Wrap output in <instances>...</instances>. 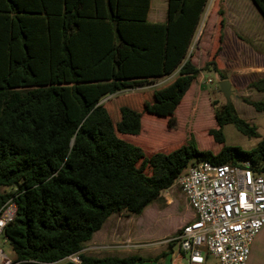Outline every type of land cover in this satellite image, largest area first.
Returning <instances> with one entry per match:
<instances>
[{
    "label": "trees",
    "instance_id": "1",
    "mask_svg": "<svg viewBox=\"0 0 264 264\" xmlns=\"http://www.w3.org/2000/svg\"><path fill=\"white\" fill-rule=\"evenodd\" d=\"M252 2L264 17V0ZM209 3L169 0L166 23L150 24L149 0H0V210L11 200L16 205L5 235L21 264H74L67 260L74 254L81 264L148 263L83 251L111 217L142 216L192 165L250 162L264 170V139L251 151L225 145L228 124L256 136L231 103L216 109L218 128L209 131L223 146L218 154L190 139L147 157L122 139L141 134L145 113L173 124L178 102L201 73L188 57ZM62 12L63 31H56L57 19L48 31L26 20ZM87 22L111 31H74ZM176 72L163 87L102 103ZM250 88L264 92V78ZM246 102L264 112V103Z\"/></svg>",
    "mask_w": 264,
    "mask_h": 264
},
{
    "label": "rangeland",
    "instance_id": "2",
    "mask_svg": "<svg viewBox=\"0 0 264 264\" xmlns=\"http://www.w3.org/2000/svg\"><path fill=\"white\" fill-rule=\"evenodd\" d=\"M209 4L210 8L201 22L188 57L201 73L187 94L178 102L171 118L174 119L173 124L170 126L168 119L158 117L154 122H145L141 136H128L135 139L131 140L133 144L137 143L139 147L146 149L144 152L147 157L157 152L170 153L186 145L190 139L195 141L199 150L218 154L223 146L214 141L209 131L218 128L216 109L228 103L234 106L240 118L255 129L256 136L245 135L234 125L228 124L223 129L225 145L251 151L264 139V112L257 111L246 102L248 100L264 103V92L250 88L251 83L264 78V17L252 0H210ZM38 65L39 70H42V61H39ZM215 68L222 71L226 80H222ZM222 81L231 83L230 102L220 90ZM156 87L132 89L121 95L146 93ZM111 110L112 108L109 112L114 119ZM169 112L170 109L167 108L162 112V117H166ZM138 137L141 143L137 142ZM147 172L150 174L149 169ZM186 205L180 186L176 182L163 193L162 199L149 206L142 216L122 213L111 217L103 230L107 234L112 233L113 237L108 241L104 239L103 243L88 245V248L86 245L84 253L98 258L135 255L150 260L156 257L157 260L161 259V255L171 244V239L185 224L183 221L188 215ZM127 233L132 236L124 238ZM3 248L10 257L13 256L9 241ZM144 264H151V261ZM164 264L169 262L165 261ZM208 264H219V261L213 258ZM248 264H264V229L252 245Z\"/></svg>",
    "mask_w": 264,
    "mask_h": 264
},
{
    "label": "built area",
    "instance_id": "3",
    "mask_svg": "<svg viewBox=\"0 0 264 264\" xmlns=\"http://www.w3.org/2000/svg\"><path fill=\"white\" fill-rule=\"evenodd\" d=\"M177 182L195 219L169 243L189 264H208L213 258L219 264H248L252 245L264 229V170L250 162L219 166L201 162ZM16 211L12 200L0 210V264H21L3 248L8 241L5 230ZM67 260L81 264L79 254Z\"/></svg>",
    "mask_w": 264,
    "mask_h": 264
},
{
    "label": "crops",
    "instance_id": "4",
    "mask_svg": "<svg viewBox=\"0 0 264 264\" xmlns=\"http://www.w3.org/2000/svg\"><path fill=\"white\" fill-rule=\"evenodd\" d=\"M31 5H38L39 4V0H28ZM56 5L58 4L59 0H52ZM150 1V10H149V13H148V18H147V22L150 23V24H165L166 23V20H167V12H168V2L169 0H149ZM210 5V4H209ZM208 5V7L206 8V11L204 13V16L203 18L206 16L210 6ZM63 6V5H62ZM33 7V6H32ZM64 8V7H63ZM233 12V11H232ZM217 13V12H216ZM63 14L64 12H62L61 15L59 16H49L48 14H45V13H37V14H27V23H29L31 25V27L35 30V31H48L49 30V24H50V21L52 19H57V26H56V31H63L64 30V27H65V23L63 22ZM202 18V20H203ZM101 25L99 24H94V23H91V22H87V23H84L82 25V28L76 30L74 29V31H111V25H102L104 27H102L103 29H100L101 27H99ZM201 26V25H200ZM137 30H138V27H136ZM200 28V27H199ZM142 29V28H141ZM140 29V30H141ZM225 42V40L223 41V43ZM178 76V72L174 73L173 75L169 76V77H166L164 79H160L158 80L157 82L153 83V84H149L145 87H157L156 88H160V87H163L165 86L168 82L170 81H173L175 78H177ZM259 81V80H258ZM256 82V81H255ZM195 83V82H194ZM193 83V84H194ZM159 85V86H158ZM142 88V87H141ZM139 88V89H141ZM144 88V87H143ZM137 89V88H136ZM151 91V90H149ZM139 93V92H138ZM137 93V94H138ZM136 93L134 94H127V95H118V96H115V97H107L106 99L103 100V102H107L109 100H113V99H116L118 97H130L132 95H135ZM132 106V105H130ZM133 107V106H132ZM135 110H142L143 108H135ZM148 117V118H146ZM155 118H157L155 115H152V114H148V113H145L143 115V118H142V130H143V126L145 124V122L149 121V120H152L150 122H154ZM147 119V120H146ZM141 136V135H140ZM140 137H138V140L137 142L138 143H141V139H139ZM122 139L125 140L126 142H129L131 144L132 141L131 140H135L134 138H131V137H128V136H122ZM138 147L140 145H138L137 143H135ZM134 144V145H135ZM151 144V143H150ZM157 144L154 146L156 147ZM154 147H151L150 148H154ZM141 148V147H140ZM143 148V147H142ZM144 151H146L145 148H143ZM187 206V205H186ZM187 210H188V215H187V218L186 220L183 221V224H187L189 222H192L194 219H195V215L193 213V211L191 209H189V207L187 206ZM111 220V218L109 219V221ZM108 221V222H109ZM107 222V223H108ZM107 223L104 225V227H102V229L97 232L92 241L90 243L87 244V248H88V245L89 246H92V245H96L97 242H100V243H103V240H109V238L113 237L112 233H106L103 228H105V226L107 225ZM184 224V225H185ZM183 225V226H184ZM182 226V227H183ZM262 233V232H261ZM261 233L259 236H261ZM131 237L132 234L130 233H127L124 235V238L126 237ZM259 236L256 238V240L254 241L256 243V241L258 240ZM254 244V243H253ZM86 248V249H87ZM85 249V250H86ZM135 256V255H134ZM161 259L158 258L157 260V257L156 258H153V260H151V264H154V262H158V263H161V264H164L165 261L166 262H169V264H189V261L187 259L186 256H184L180 250L174 246V245H169V247H167V249H165L163 255ZM139 257H142V256H139ZM145 258V257H143Z\"/></svg>",
    "mask_w": 264,
    "mask_h": 264
},
{
    "label": "water",
    "instance_id": "5",
    "mask_svg": "<svg viewBox=\"0 0 264 264\" xmlns=\"http://www.w3.org/2000/svg\"><path fill=\"white\" fill-rule=\"evenodd\" d=\"M220 90L223 92L225 98L228 102H230V95H231V83L229 81H222L219 85Z\"/></svg>",
    "mask_w": 264,
    "mask_h": 264
}]
</instances>
